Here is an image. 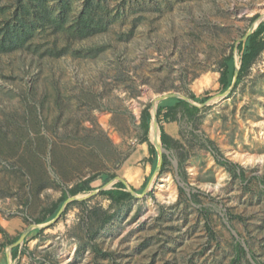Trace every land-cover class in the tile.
I'll return each instance as SVG.
<instances>
[{
    "label": "rangeland",
    "instance_id": "rangeland-1",
    "mask_svg": "<svg viewBox=\"0 0 264 264\" xmlns=\"http://www.w3.org/2000/svg\"><path fill=\"white\" fill-rule=\"evenodd\" d=\"M69 1L68 25L87 0ZM93 1L92 36L54 47L57 33L39 28L0 52V264H264V50L229 93L220 83L264 0ZM16 10L0 0V29ZM166 94L200 110L157 118L173 148L156 170L141 112ZM85 179L92 190L37 222ZM118 181L137 194L102 193Z\"/></svg>",
    "mask_w": 264,
    "mask_h": 264
},
{
    "label": "trees",
    "instance_id": "trees-1",
    "mask_svg": "<svg viewBox=\"0 0 264 264\" xmlns=\"http://www.w3.org/2000/svg\"><path fill=\"white\" fill-rule=\"evenodd\" d=\"M17 4V10L2 23L0 29V52L9 53L25 49L28 42L35 36L36 30H46L52 28L54 31V47L58 45V39L63 35L68 44L72 39L83 40L86 39L97 31L100 25V20L97 18L95 12L98 2L93 0H87L84 9L80 11L79 15L72 19L71 24H67L71 17L68 13L69 0H60V6L53 9L47 2V0H15ZM95 11V12H94ZM60 34V35H59ZM239 59L237 60L233 51L223 57L221 63V76L220 83L222 85V91L228 90L234 80L237 62H240V70L236 85L241 81L245 72L249 69L255 59L264 50V20L258 25L255 31L249 35L246 40L239 41L237 45ZM60 53H64L61 51ZM238 62V63H239ZM190 97L198 102H205L208 96L200 97L192 93ZM181 108L184 115L193 117L195 116L200 107L182 97H168L161 100L157 107V118L161 121L162 116L169 117L175 113L177 109ZM153 114L151 111V105L147 104L141 112V126L144 129L146 140L149 141V150L152 156V163L154 167H157L159 160V153L155 144L150 141L149 134L152 127ZM161 140L166 150L173 148V138L165 131L163 125H160ZM211 144L209 149L216 156L218 163L227 167L230 172L235 173L234 162L225 158L220 150L214 145L211 140H208ZM170 161L169 155L164 152L162 170L165 169L166 164ZM183 160L181 161V165ZM243 174V171L242 173ZM149 179L144 186L137 191H144ZM90 180L85 179L77 182L72 188L64 191V195L61 201L50 211L49 218L38 219L37 222H44L48 219L55 218L61 210L63 204L71 195H77L78 193L90 191L93 188L90 186ZM184 190V187H180ZM136 191V190H135ZM103 194L108 195L110 199L116 202H120L133 197V193L128 190V186L124 181H118L114 187L105 189ZM106 219L105 222L111 219V215L105 210ZM104 223L102 225H104ZM237 252L243 250L242 247H236ZM19 246L13 247L12 253L14 257L18 256ZM7 262V261H6ZM8 264V263H5Z\"/></svg>",
    "mask_w": 264,
    "mask_h": 264
},
{
    "label": "water",
    "instance_id": "water-1",
    "mask_svg": "<svg viewBox=\"0 0 264 264\" xmlns=\"http://www.w3.org/2000/svg\"><path fill=\"white\" fill-rule=\"evenodd\" d=\"M260 23H261V21H259L257 24H255V25H254V26H253V27H252V28L246 33V35L244 36V38H243L242 40H246V39L249 37V35L252 34V33L255 31V29L258 27V25H259ZM239 70H240V63L237 62V65H236V72H235V77H234L233 83H232L231 87H230L228 90H226V91L224 92V95L227 94V93H229V92L233 89V87L235 86V84H236V82H237V79H238ZM168 97H182V98H184V99H186V100L192 102L188 97H186V96H180V95H178V94H166V95H164V96L159 97V98L156 100V102H155L154 112H152V114H153V118H152L153 127H154V125L156 124L157 127L159 128V126H158V121H157V107H158V102H159L160 100L165 99V98H168ZM192 103H193V102H192ZM195 105H197V104H195ZM159 139H160V138H159ZM154 144H155V146H156V148H157V150H158V153H159V160H158V165H157V168H156V170H157V169H161V167H162V162H163V154H164V152H166L167 150H166V148L164 147V145L160 142V140H159V143H157V142L154 141ZM129 190H130L133 194H137L136 191H135L134 189H131V188H130ZM60 212H61V211H59V213L57 214V216H56L55 218L58 217V215L60 214Z\"/></svg>",
    "mask_w": 264,
    "mask_h": 264
},
{
    "label": "bare ground",
    "instance_id": "bare-ground-1",
    "mask_svg": "<svg viewBox=\"0 0 264 264\" xmlns=\"http://www.w3.org/2000/svg\"><path fill=\"white\" fill-rule=\"evenodd\" d=\"M156 127H157V125H156ZM157 130H158V134L156 133L155 127H153V136L155 138L157 137V140H158V141H155V142L159 143V129H158V127H157Z\"/></svg>",
    "mask_w": 264,
    "mask_h": 264
}]
</instances>
